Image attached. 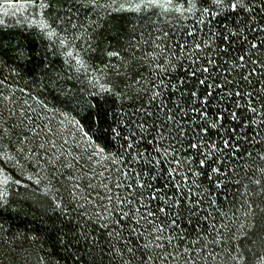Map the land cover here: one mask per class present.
<instances>
[{
	"label": "trees",
	"instance_id": "obj_1",
	"mask_svg": "<svg viewBox=\"0 0 264 264\" xmlns=\"http://www.w3.org/2000/svg\"><path fill=\"white\" fill-rule=\"evenodd\" d=\"M34 2L43 26L0 23V264H264L261 0H253L257 11L242 31L248 42L235 40L227 52V42L216 35L227 34L222 25L198 24L200 13L188 12L185 0H173L185 3L183 13L137 9L144 0H44L43 8L41 0ZM209 6L210 0L197 5ZM232 19L239 23L247 16ZM209 59L215 63L208 64ZM205 78L213 85L209 115H224L223 127L206 139L221 151L201 166L196 150H183L186 141L183 149L176 144L182 161L178 173L186 180L178 173L170 177L167 169L176 166L167 161L148 173L143 162L129 160L120 148L124 141L113 139L112 129L139 137L142 107L155 112L163 99L166 108H187V93L203 95L198 79ZM161 80L167 87L153 101ZM101 85L122 95L114 100ZM236 91L252 93L258 109L244 114L251 119L243 127L229 115L243 111L235 104L248 103ZM185 128L189 137L195 135V123ZM223 140L232 147L225 148ZM97 145L105 149L103 155ZM142 148L160 159L147 143ZM186 156L192 157L190 164L183 161ZM125 199L131 203H119ZM161 207L165 212L158 211ZM121 209L132 213L122 227L115 223ZM149 211L155 216L145 221L141 217Z\"/></svg>",
	"mask_w": 264,
	"mask_h": 264
},
{
	"label": "snow or ice",
	"instance_id": "obj_2",
	"mask_svg": "<svg viewBox=\"0 0 264 264\" xmlns=\"http://www.w3.org/2000/svg\"><path fill=\"white\" fill-rule=\"evenodd\" d=\"M207 2V0H185V3L187 4V11L192 12H199L201 19L197 21L198 24H206V25H212L213 21L220 23L222 25L223 32H226L227 34L222 33H216L222 41L227 42V46L224 48V51H228V47L231 46V44L235 40L243 39L244 42H248L247 36H242V31L244 28L247 27L248 19H254V16L252 15L257 11V8L253 4V0H210V6L209 7H197L198 4H203ZM185 3H173V0H165L164 3H160V0H144L142 4H137L136 8L140 9L141 7H160L164 8L166 10L181 12L185 10ZM40 7H45L44 0H41ZM261 7L264 8V0H261ZM241 14H245L247 16V19H244L240 21L239 23L236 22V20L232 19L233 17H239ZM211 17V19H209ZM231 20L232 24L235 25V27L229 26L228 21ZM69 23H71V18H69ZM75 27V25H72ZM260 31L264 32V28H261ZM54 33H49V35H53ZM194 35V33H190ZM264 44V41L261 42ZM260 45L252 44L253 48H257ZM200 44H196V48H200ZM110 55L118 56L119 53H110ZM240 61H244L245 57L240 56ZM208 64H214L215 62L211 59L207 61ZM81 66H84V62L80 61ZM158 68H160L162 71H168L167 68H163L161 65H157ZM204 73H208L209 69L207 67H204L202 69ZM193 76H196V72L194 71L192 73ZM251 75V73L249 74ZM244 79H247V77H244ZM207 78L205 79H198V84L205 86L203 95H200L198 91H189L187 93V103L188 107H183L180 104H176L174 108H166V105L164 104L163 99H161L160 105L157 106V109L155 112L149 111L147 108L142 107L140 111L143 112V117L140 120V123L136 124V128L138 129L140 135L139 137H136L134 133H129L127 136H121L120 131H117V128L112 129V138L115 139L116 137H120L121 140L124 141L120 145V148L124 149L125 153L128 154L129 160L135 161L137 163H142V168L147 169L148 173H151L153 171H159L160 165L162 162L167 161L171 165H175L176 167H172L167 169V172L170 177H172L173 173H178V169L181 166L182 161L180 159H177L176 156L179 154L178 149L175 147L176 144L181 145V149H183V142H187V149H183L184 151H187L189 149H194L197 151V153L203 157L199 160V164L201 166H204L206 163V160L210 159L211 156L217 152L221 151V149H218L215 143L210 142L208 139H206L210 133L211 130H219L223 127L222 121L224 120L223 112H218L213 114L212 116L209 115V112L207 110V106L210 103L213 92L209 89L213 88L212 84L206 83ZM184 81H178V84H183ZM155 87V86H154ZM167 87V85L164 84V81L161 80L160 82V91L153 92V95L151 97V100H156L157 98L161 97L163 89ZM174 89L177 91H180L178 85H171ZM216 88H222V84H216ZM101 88L105 92H111L113 99L119 98L122 93L114 92L113 88L111 87H104L101 85ZM181 96H184L185 93L183 91H180ZM226 95H233V93L229 92ZM235 96H247L248 97V103L246 105H240L239 103L235 104V107L237 110H240L243 108V111H241L238 115L237 111H231L229 113L231 119L233 121L238 122L239 127L244 126V120L245 119H251L250 117H245L246 112H251L253 114L257 113L258 109L253 106L252 103V93H241L239 91H236L234 93ZM221 99H223V96H221ZM87 106L93 107L94 105H91L88 101H83ZM198 102V104H197ZM261 107H264V105H261ZM166 108V110H165ZM163 111L164 114L161 117L159 115V112ZM191 113V114H190ZM119 113L117 116L119 117ZM264 115V113H262ZM196 117H199L198 120H196ZM119 127L121 124V120L117 118L114 121ZM254 122V121H253ZM264 122V121H262ZM195 123V128L193 129V132L195 133L194 136L189 137L188 132L186 131L185 124L191 125ZM236 129H231V132H235ZM87 135V133H85ZM151 137V139H148V137ZM179 137V139H178ZM165 140H171L172 143L164 144L163 141ZM155 141V143H153ZM142 143H147L153 152L157 153L160 159H157L156 156H153L151 153H148V155H145L146 152H148L147 148H142ZM223 144L225 148H230L232 145L230 144L229 140H223ZM105 152V149L102 147H99L97 145V154L103 155ZM249 156H251V153H248ZM171 157V159H169ZM264 159V157H262ZM192 157L186 156L183 158V161L185 163H191ZM213 173L220 172L219 168H213ZM261 173H264V168L259 169ZM180 174L183 179H187V176L184 173H178ZM155 178V177H153ZM255 184L260 185L261 180L257 179L254 181ZM139 187L143 188L146 185L143 183H139ZM121 185H117V187H120ZM177 189L180 188V184L176 183L174 185ZM129 188L132 187V185H128ZM189 191H191L189 189ZM264 191V189H262ZM153 199H156L157 197L153 195ZM119 203H131V201H127L126 199L123 201H119ZM174 203L176 205H179L180 201L179 199L175 200ZM137 213L139 212V209L135 210ZM159 212H165V208L161 207L158 209ZM122 218L120 220H117L115 223L117 225L123 226V220L124 219H130L132 213H124L121 209ZM155 216V213L152 211H149L147 213V216H142L141 218L147 221L148 217ZM137 223L139 221L137 220ZM175 223V221H173ZM100 227L103 229H107V224H100ZM243 227V226H242ZM132 231L134 232L135 229L133 228ZM85 240L88 239L87 234L82 233L81 234ZM108 236H112V232L107 233ZM123 239V237H120ZM129 241L125 240V247L127 252L132 253L133 249L131 247H128ZM111 248V244L109 245ZM116 252H120L119 249H116ZM111 255V252L109 253ZM122 255V253H121ZM239 257H232L233 260L238 259Z\"/></svg>",
	"mask_w": 264,
	"mask_h": 264
},
{
	"label": "rangeland",
	"instance_id": "obj_3",
	"mask_svg": "<svg viewBox=\"0 0 264 264\" xmlns=\"http://www.w3.org/2000/svg\"><path fill=\"white\" fill-rule=\"evenodd\" d=\"M164 2L165 0H160V3ZM39 15L40 8L36 6L34 0H0V23L14 20L17 22L25 21L32 24L36 23L43 26V24L40 23L42 20ZM1 183H4V178L0 172V184Z\"/></svg>",
	"mask_w": 264,
	"mask_h": 264
}]
</instances>
